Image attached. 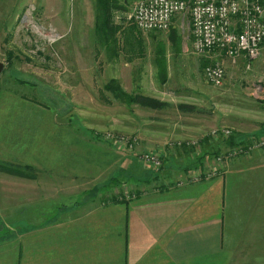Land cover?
<instances>
[{
  "label": "rangeland",
  "instance_id": "rangeland-1",
  "mask_svg": "<svg viewBox=\"0 0 264 264\" xmlns=\"http://www.w3.org/2000/svg\"><path fill=\"white\" fill-rule=\"evenodd\" d=\"M134 2L121 0L122 8L114 12L120 49L111 60L97 47L95 0H0L2 153L24 167V175H0V264H24L18 243L28 248L26 236L7 237L19 225L47 223L44 215L55 220L58 211L90 203L119 208L134 203L138 188L143 198L215 179L217 162L229 159L218 153L205 158L203 169L197 167L204 137L219 145L221 139L214 137L247 125L248 106L255 98L262 101L260 57L235 63L218 52L195 53L188 15L176 18L168 31L138 30L131 36L135 25L126 16ZM173 30L179 36L176 44ZM138 39L145 48L142 58L128 52ZM159 48L166 60L165 83L156 68ZM216 60L226 69L222 86L204 76L205 67ZM111 79L130 95L165 105L126 104L110 92L105 102L100 90ZM145 154H158L161 163L145 160ZM48 166L62 171L59 183L47 182ZM66 191L73 200L55 201L56 193L64 196ZM27 264L37 263L32 259Z\"/></svg>",
  "mask_w": 264,
  "mask_h": 264
},
{
  "label": "crops",
  "instance_id": "crops-1",
  "mask_svg": "<svg viewBox=\"0 0 264 264\" xmlns=\"http://www.w3.org/2000/svg\"><path fill=\"white\" fill-rule=\"evenodd\" d=\"M260 99L248 106L247 125L236 127L245 139L264 136ZM219 147L223 154L229 148ZM6 157L0 139V175L15 177L9 168L16 161ZM224 162H217L215 179L140 194L134 203L116 206L119 211L90 203L58 211L55 220L44 215L47 223L39 221L24 234L32 247L29 252L23 242L24 264L32 259L37 264L54 259L58 264H264V147ZM47 168V182L63 179L62 171ZM62 194L56 193L55 201L73 200V193Z\"/></svg>",
  "mask_w": 264,
  "mask_h": 264
},
{
  "label": "built area",
  "instance_id": "built-area-1",
  "mask_svg": "<svg viewBox=\"0 0 264 264\" xmlns=\"http://www.w3.org/2000/svg\"><path fill=\"white\" fill-rule=\"evenodd\" d=\"M126 16L142 32L168 31L176 18H190L192 49L197 54L220 53L238 62L257 60L264 46V0H135ZM204 69L207 82L222 86L226 78L223 63ZM225 136L231 130L222 131ZM123 138L119 136V141ZM119 141H117L119 143ZM264 147V136L256 137L246 148L235 147L225 153L227 159ZM147 161L161 163L158 154H145ZM219 161L222 157L218 158Z\"/></svg>",
  "mask_w": 264,
  "mask_h": 264
},
{
  "label": "trees",
  "instance_id": "trees-1",
  "mask_svg": "<svg viewBox=\"0 0 264 264\" xmlns=\"http://www.w3.org/2000/svg\"><path fill=\"white\" fill-rule=\"evenodd\" d=\"M117 8H122L121 0H95V10H96V20H95V36L98 43L99 49H104L108 55L109 59H117L119 57V49L120 47L118 44L117 34L121 30L119 24L115 23L114 20V12ZM139 32L135 26H132L130 29V35L133 36L134 32ZM137 38L136 36L134 39ZM179 40V36L177 35L176 31L173 30L171 34V41L176 44V42ZM127 42L130 43V37L129 34H127ZM138 44H134L132 46V43L129 46V50L132 51L133 55L143 57L145 55V48L142 44V40H137ZM138 48V49H137ZM137 49V50H136ZM157 59L156 64L158 65V69L161 73V76H163L162 81L165 83L167 81L166 77L164 76V71L166 67V60L163 53V50L158 49L157 53ZM208 66V65H207ZM106 92H110L113 95V99L124 102L126 104H133L138 103L140 105H147L151 107H162L165 104L155 98L147 97L144 95H130L126 92V90L122 87L121 83L117 81L116 79L109 80L100 90V98L105 101L109 102V97L107 98ZM182 109H186L187 106L182 105ZM191 108V107H190ZM187 108V109H190ZM215 139H221V142L219 145H223L226 147H229L227 152L229 150L234 149L235 147L238 148H246L253 139H245L243 135L239 133H231L229 136H225L223 132L218 133V138L214 137ZM204 143V150L201 152L199 157L196 160V166L200 169H203V166L205 165V158L207 156L217 155L220 153V147L219 145H213L211 142V137L206 136L203 139ZM248 142V143H247ZM164 163V159H163ZM28 167V166H26ZM24 167L15 165L10 166L9 170L10 172L17 174V175H24V172L22 171ZM134 198L139 197L141 194L140 188L134 190ZM119 201V200H116ZM38 224H28V225H19L17 228H14L13 231H10V235H8L7 239H13L16 235L19 237L20 235L23 236L26 232H29V227H34V225ZM27 226V227H26ZM27 229V230H26ZM2 235V234H1ZM3 234L2 236H4ZM17 239V238H16ZM19 244V251L20 255L22 256V243Z\"/></svg>",
  "mask_w": 264,
  "mask_h": 264
},
{
  "label": "water",
  "instance_id": "water-1",
  "mask_svg": "<svg viewBox=\"0 0 264 264\" xmlns=\"http://www.w3.org/2000/svg\"><path fill=\"white\" fill-rule=\"evenodd\" d=\"M4 64L0 62V72L3 70Z\"/></svg>",
  "mask_w": 264,
  "mask_h": 264
}]
</instances>
